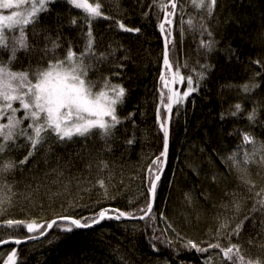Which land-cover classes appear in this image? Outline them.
Segmentation results:
<instances>
[{"label": "trees", "instance_id": "obj_1", "mask_svg": "<svg viewBox=\"0 0 264 264\" xmlns=\"http://www.w3.org/2000/svg\"><path fill=\"white\" fill-rule=\"evenodd\" d=\"M12 1L23 4L0 26V244L55 220L78 227L4 247L11 264H264V166L229 159L243 135L264 144V0H88L101 16ZM165 13L166 167L134 222L163 168ZM56 70L112 117L84 133L52 127L38 87Z\"/></svg>", "mask_w": 264, "mask_h": 264}, {"label": "rangeland", "instance_id": "obj_2", "mask_svg": "<svg viewBox=\"0 0 264 264\" xmlns=\"http://www.w3.org/2000/svg\"><path fill=\"white\" fill-rule=\"evenodd\" d=\"M42 1L40 0L41 3ZM68 1L78 10L90 15L101 16L98 8L88 0ZM210 1L212 0H208V4L206 1L207 8L211 6ZM4 3H0V26L9 27L11 22L17 18H13V14L16 12L14 9L18 8L23 2L6 0ZM17 14L18 17H25L26 15V13L21 11H18ZM122 28L131 32L124 26ZM38 97H40L41 103L44 104V109L48 112L51 126H56L57 128H55L62 133L68 131L84 133L92 128L101 127L105 117H112L114 111L113 104L104 97L94 101L89 99L82 82H78L74 77L69 78L59 70H56L50 77L40 83ZM63 110L64 115H61ZM64 122L69 126L65 127L63 125ZM244 142L242 148H237L231 154L229 159L232 166L241 172L245 171L251 164L264 166V144L251 138H245ZM213 259L211 260V264L218 261L216 257ZM0 262L11 264V262H14V257L9 251L3 249L0 251Z\"/></svg>", "mask_w": 264, "mask_h": 264}, {"label": "water", "instance_id": "obj_3", "mask_svg": "<svg viewBox=\"0 0 264 264\" xmlns=\"http://www.w3.org/2000/svg\"><path fill=\"white\" fill-rule=\"evenodd\" d=\"M172 3H173V0H172ZM167 17H168L167 16V13H165L164 18H163V22L160 25V32H161L162 40L164 42L163 63H164V66L166 67V69L168 70L169 75H170L169 102H168V108H167V113H166L165 131H164L165 132V143H164V153L162 155V157L164 159V161H163V168H162L161 174L153 181V183L151 185V188H150V191H149L150 206H149V210L146 213V215H144L143 217L138 218L136 220H134V219H131L130 220V219L126 218V217H123L122 218L123 220H130V221L134 220V222H141V221L147 219L150 216L151 209L153 207L156 186L161 181V179L163 178L164 173H165V167H166L165 166V161H166V156H167V151H168V141H169V128H170V123H171V119H172V111H173V107H174V98H175V76H174V71L172 70L171 65L169 63V60H168V55H167V42H166L165 35H164V28H165V25L168 23ZM105 219H106V217L100 216V218L98 219V221L95 224H93L91 226V228L92 229L97 228L98 226L101 225V223ZM65 222L71 223V224L75 225L76 227H78L77 222L75 220H72V219H60V220H56V221L51 222L48 225L47 230L42 235H40L38 237H35V238L31 239V240L23 241V242L0 244V249H2L3 247H5L7 245H10V244H14V246H20V245H24V244L30 243L32 241H34V242H40V241L46 239L49 236L50 231L54 227V225L60 224V223H65ZM87 229H88V227H87Z\"/></svg>", "mask_w": 264, "mask_h": 264}, {"label": "bare ground", "instance_id": "obj_4", "mask_svg": "<svg viewBox=\"0 0 264 264\" xmlns=\"http://www.w3.org/2000/svg\"><path fill=\"white\" fill-rule=\"evenodd\" d=\"M60 72H61L62 74H64V75L68 76L69 78L71 77L68 73H66V72L63 71V70L60 71ZM40 102H41V101L39 100L38 103H40ZM71 133H72V132H71ZM242 138H243V140H244L245 138H249V136H247V135H243ZM70 224H71V223H70ZM86 229H87V228H84V230H86ZM88 229H92L91 226L88 227ZM50 232H51V231H50Z\"/></svg>", "mask_w": 264, "mask_h": 264}]
</instances>
